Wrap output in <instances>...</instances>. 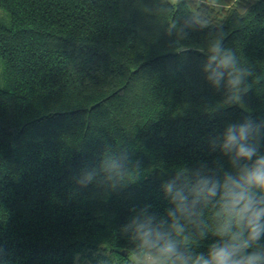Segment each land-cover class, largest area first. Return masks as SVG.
Here are the masks:
<instances>
[{
  "label": "trees",
  "instance_id": "1",
  "mask_svg": "<svg viewBox=\"0 0 264 264\" xmlns=\"http://www.w3.org/2000/svg\"><path fill=\"white\" fill-rule=\"evenodd\" d=\"M219 1L169 0L159 11V0H0L10 16L0 23V244L11 264H76L101 248L127 264L115 234L129 209L163 212L160 184L176 166L217 158L204 138L246 115L201 71L197 48L217 25L253 64L245 103L264 119V0ZM198 12L209 26L177 54L165 27ZM105 145L127 147L141 179L69 203L71 177Z\"/></svg>",
  "mask_w": 264,
  "mask_h": 264
},
{
  "label": "clouds",
  "instance_id": "2",
  "mask_svg": "<svg viewBox=\"0 0 264 264\" xmlns=\"http://www.w3.org/2000/svg\"><path fill=\"white\" fill-rule=\"evenodd\" d=\"M168 3L159 0L157 10L165 11ZM208 26L201 12L177 15L165 34L173 37L175 52L182 54L189 51L183 42L191 33ZM217 26L197 48L205 57L201 71L222 94V103L238 106L246 115L204 138L208 153H217V158L176 166L160 184L168 204L163 212L154 211L151 204L129 209L128 220L115 234L126 241L127 264H264V119L254 117L245 103L256 72L242 54L225 46L224 31ZM140 170V161L132 159L127 147L105 145L94 162L71 177L67 201L80 199L89 189L105 197L119 194L141 179ZM209 237L213 239L207 250L198 251ZM76 259L83 264H112L103 248L91 258L76 254ZM0 264H11L3 244Z\"/></svg>",
  "mask_w": 264,
  "mask_h": 264
},
{
  "label": "rangeland",
  "instance_id": "3",
  "mask_svg": "<svg viewBox=\"0 0 264 264\" xmlns=\"http://www.w3.org/2000/svg\"><path fill=\"white\" fill-rule=\"evenodd\" d=\"M216 3L218 5L222 4L221 1H219V0H217ZM9 22H10V16H9L8 12H6L3 8L0 7V23L9 24ZM89 258H91V257H89ZM76 264H83V262H82V260L81 261L77 260Z\"/></svg>",
  "mask_w": 264,
  "mask_h": 264
}]
</instances>
